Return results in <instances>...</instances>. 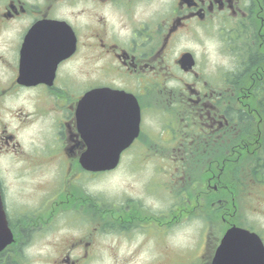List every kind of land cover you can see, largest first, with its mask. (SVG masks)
<instances>
[{"label": "flooded vegetation", "instance_id": "af4514ba", "mask_svg": "<svg viewBox=\"0 0 264 264\" xmlns=\"http://www.w3.org/2000/svg\"><path fill=\"white\" fill-rule=\"evenodd\" d=\"M127 142L121 167L173 178L197 166L187 210L213 228L201 264L223 248L264 264V0H0V201L15 236L0 264H22L42 210L101 175L84 153ZM133 201L121 222L140 220ZM230 228L252 236L223 242ZM79 249L49 264H83Z\"/></svg>", "mask_w": 264, "mask_h": 264}, {"label": "rangeland", "instance_id": "374dc122", "mask_svg": "<svg viewBox=\"0 0 264 264\" xmlns=\"http://www.w3.org/2000/svg\"><path fill=\"white\" fill-rule=\"evenodd\" d=\"M196 47L201 48L199 44ZM183 178L187 181L185 175L173 176L174 180L181 181ZM169 179L170 174L152 173L149 168L133 169L127 165L111 174L81 177L75 183L76 188L72 189L76 194L68 207H46L42 210V222L36 225V232L40 234L24 246L25 259L22 264H49L52 259H57L60 250L70 248L75 242H80V249L72 252V258L76 257L75 254L88 251L87 258L84 256L88 260L83 264H160V260L161 264H201L203 252L200 254L199 250L202 237L205 232H211L212 227H205L202 221L185 216V207L179 206L185 197L182 188L185 182L180 186V181L175 182V188H170L169 192L165 189ZM193 179L194 175H191L190 180ZM153 183H163L164 187L150 191ZM97 195L101 205L95 202ZM127 197L142 202L140 209L148 213H143L146 219L120 221L118 217L123 209L120 210L118 203L130 204ZM102 203H108L110 210L103 208L107 205ZM88 206L92 207L93 212ZM107 216L112 222L107 223L110 221ZM169 220L175 225L168 234L165 227ZM150 223L159 230L156 235L153 227L150 232H143L137 226L129 234L119 229L106 231L123 225L148 226ZM88 242L93 243L86 246ZM194 246L198 249H194ZM10 253L11 256L15 255L14 251Z\"/></svg>", "mask_w": 264, "mask_h": 264}, {"label": "water", "instance_id": "95a60500", "mask_svg": "<svg viewBox=\"0 0 264 264\" xmlns=\"http://www.w3.org/2000/svg\"><path fill=\"white\" fill-rule=\"evenodd\" d=\"M85 102H87V99L86 101L84 100L83 103L85 104ZM102 149V148H101ZM100 148L97 149L98 150H101ZM116 150H111L107 156H110V158L108 159H104V158H98L97 154H93V156H89L88 154L85 155L83 158H82V163L83 165L86 167V168H89V169H92V170H102V169H111V168H114L117 164H118V154L115 153ZM233 232V230H232ZM231 231H229V233L226 235V239H228L232 233ZM3 242V243H2ZM7 241H2L0 240V243H1V247L4 246L6 244ZM9 242V241H8Z\"/></svg>", "mask_w": 264, "mask_h": 264}]
</instances>
